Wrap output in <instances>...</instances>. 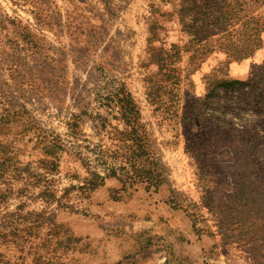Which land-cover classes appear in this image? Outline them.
<instances>
[{
	"label": "rangeland",
	"instance_id": "obj_1",
	"mask_svg": "<svg viewBox=\"0 0 264 264\" xmlns=\"http://www.w3.org/2000/svg\"><path fill=\"white\" fill-rule=\"evenodd\" d=\"M177 2L0 0V264H264V0L193 65Z\"/></svg>",
	"mask_w": 264,
	"mask_h": 264
},
{
	"label": "trees",
	"instance_id": "obj_2",
	"mask_svg": "<svg viewBox=\"0 0 264 264\" xmlns=\"http://www.w3.org/2000/svg\"><path fill=\"white\" fill-rule=\"evenodd\" d=\"M245 3L246 0H204V3L200 5L198 4V0H179V2H177L175 13L177 14L181 30L189 38L187 40L188 47H185V45L182 47L178 45L175 46L176 54H179L183 51L185 54H187V61L191 65L195 63V60H198L200 58H202V61L205 55L209 52H212L213 48H215V46L202 43V40L207 42V37H210L211 35L216 33L215 31L217 30L221 32L225 31L224 34H227V37L231 36L232 31L226 32V29H224V27L225 25H231L230 22H234L235 24L238 21L237 23H240L238 26H242L245 29V37L242 40L244 45L235 46L234 41H231L230 44L235 47L231 49L222 47V49L224 50L222 51L226 54L227 57L232 59H242L252 56L254 54V51L259 46L258 24L254 23V19L252 16L244 15L240 17L236 16V13L234 11L227 10L228 7L232 6H234L233 9L239 6H244ZM249 24H251L252 26L249 27ZM150 33L152 35V38H149L150 41L157 40V38H155L154 32ZM224 34L223 36L219 35V38H225ZM211 38L212 37H210L209 39ZM215 41L217 42V40ZM171 45L173 46L174 44ZM162 48L163 44L157 49L153 48L154 50H159L158 53H155L154 62L156 63L164 59L162 55H158L163 52ZM192 70H194V68ZM192 70L187 69L186 75H184V77H187V75L190 74ZM182 71L183 69H180L178 67L175 68V76L177 82H179L181 79ZM224 81V79L218 80L219 84L224 83ZM209 85L214 86V82L209 83ZM120 108L124 119H126L127 122L132 121L130 115V113L132 112V108H127L121 105ZM133 117L135 118V116ZM95 175V177L101 180V176H99L98 174Z\"/></svg>",
	"mask_w": 264,
	"mask_h": 264
}]
</instances>
